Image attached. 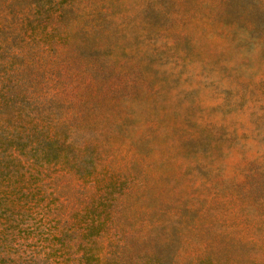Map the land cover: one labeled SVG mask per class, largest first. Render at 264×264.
Returning a JSON list of instances; mask_svg holds the SVG:
<instances>
[{"label":"rangeland","instance_id":"374dc122","mask_svg":"<svg viewBox=\"0 0 264 264\" xmlns=\"http://www.w3.org/2000/svg\"><path fill=\"white\" fill-rule=\"evenodd\" d=\"M48 255L264 264V0H0V258Z\"/></svg>","mask_w":264,"mask_h":264},{"label":"trees","instance_id":"16d2710c","mask_svg":"<svg viewBox=\"0 0 264 264\" xmlns=\"http://www.w3.org/2000/svg\"><path fill=\"white\" fill-rule=\"evenodd\" d=\"M51 257L54 258L53 256H51ZM48 259H49V255H48V257L46 259H44V263L43 264H45ZM22 261L23 260H18V261L17 260H12V259H9V258H7L5 256L0 258V264H21ZM29 262L31 263L32 260L29 261ZM26 264H27V262H26ZM52 264H55V263H52Z\"/></svg>","mask_w":264,"mask_h":264},{"label":"clouds","instance_id":"9594fccd","mask_svg":"<svg viewBox=\"0 0 264 264\" xmlns=\"http://www.w3.org/2000/svg\"><path fill=\"white\" fill-rule=\"evenodd\" d=\"M69 142H71V141H69Z\"/></svg>","mask_w":264,"mask_h":264}]
</instances>
